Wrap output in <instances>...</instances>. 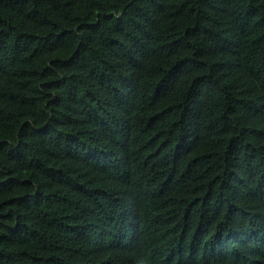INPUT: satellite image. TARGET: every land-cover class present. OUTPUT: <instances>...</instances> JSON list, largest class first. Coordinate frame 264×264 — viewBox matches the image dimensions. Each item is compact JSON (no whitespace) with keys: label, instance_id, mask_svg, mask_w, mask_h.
Masks as SVG:
<instances>
[{"label":"trees","instance_id":"trees-1","mask_svg":"<svg viewBox=\"0 0 264 264\" xmlns=\"http://www.w3.org/2000/svg\"><path fill=\"white\" fill-rule=\"evenodd\" d=\"M0 264H264V0H0Z\"/></svg>","mask_w":264,"mask_h":264}]
</instances>
